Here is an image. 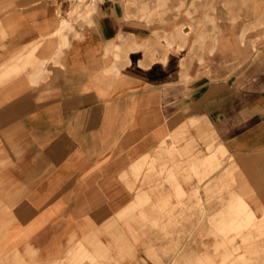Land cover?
Masks as SVG:
<instances>
[{"label":"crops","instance_id":"obj_1","mask_svg":"<svg viewBox=\"0 0 264 264\" xmlns=\"http://www.w3.org/2000/svg\"><path fill=\"white\" fill-rule=\"evenodd\" d=\"M71 9L0 0L7 264L15 252L21 264H161L175 246L162 237H187L198 222L180 205L196 190L214 236L221 213L260 226L264 0H104L72 21ZM212 258L250 259L227 248Z\"/></svg>","mask_w":264,"mask_h":264},{"label":"rangeland","instance_id":"obj_2","mask_svg":"<svg viewBox=\"0 0 264 264\" xmlns=\"http://www.w3.org/2000/svg\"><path fill=\"white\" fill-rule=\"evenodd\" d=\"M83 5V10H80L79 6H74L71 9L69 16V19L76 20L81 13H85L82 17L89 15L92 13L93 9L95 8V5L93 4H85L80 3ZM159 15V14H158ZM67 16V14H66ZM157 18H160L158 16ZM224 153H221V156ZM164 172V167H162L160 173ZM194 176H197L199 180L203 178V175H198L194 171L192 172ZM170 179H173V177H169ZM169 179V180H170ZM177 196L184 197L185 193H178ZM188 199H196V202L193 204L185 205L183 203H180L181 206H183L184 211L188 213V215L191 217L193 215H197L198 222L196 225L193 226V229L190 230L189 236H178L175 237L176 239L172 240L173 237L166 236L162 238H170V242H172L173 250L164 251L162 254L164 256L169 257L168 261H164L161 264H213V254L214 259L216 261H219L221 259V253L224 252V248H227L229 250H232L233 252H245L249 255L250 259L248 261L249 264H260L264 260V220H262V224L260 226L252 225L251 221L247 224H244L243 226L237 227L236 219L224 220L221 213L220 222H217V228L215 230V233L218 232L220 235H213V216L211 214V211L208 210L207 205H204L200 199L198 198V192L197 190L194 191L192 194L188 196ZM144 205L142 203L140 207L141 208ZM176 205H174L175 207ZM171 210H173V208ZM183 213L179 214L182 215ZM204 224L208 228V230L205 231L206 234H203V231L200 230V227H202ZM155 226V224H153ZM246 229V230H245ZM248 230H255L256 234L254 235V239L252 241H242L241 237L244 234H241L244 231ZM263 232H259V231ZM229 232H235V235H227ZM193 233H196L194 235ZM210 233V234H209ZM232 239H229L231 238ZM215 240L213 242L212 240ZM222 240H226V243H223ZM188 243V244H198L199 247H202L200 250H189L184 251L181 249L180 242ZM255 245L258 250L256 252L251 251L250 245ZM186 247V246H185ZM233 247H237V250H235ZM196 248V247H195ZM191 250V251H190ZM205 252L213 253V254H205L201 258V262H199L198 254H204ZM239 259H243V257H239ZM23 262L22 256L15 252L13 256V262L12 264H21ZM79 261H75L74 259H68L64 258L59 264H78ZM0 264H7L6 258L0 255ZM56 264V263H53ZM58 264V263H57ZM157 264H160V262H157ZM219 264V263H218Z\"/></svg>","mask_w":264,"mask_h":264},{"label":"bare ground","instance_id":"obj_3","mask_svg":"<svg viewBox=\"0 0 264 264\" xmlns=\"http://www.w3.org/2000/svg\"><path fill=\"white\" fill-rule=\"evenodd\" d=\"M80 3H85V4H87V5L91 4V3H87V2H85V1H83V0H74V1H71V2H70L71 7H74V6H79V7H81V4H80ZM93 5L96 6L95 3H94ZM67 25H68V24H67ZM64 28H66V27H64Z\"/></svg>","mask_w":264,"mask_h":264},{"label":"built area","instance_id":"obj_4","mask_svg":"<svg viewBox=\"0 0 264 264\" xmlns=\"http://www.w3.org/2000/svg\"><path fill=\"white\" fill-rule=\"evenodd\" d=\"M69 2H71V1H74V0H68ZM83 1H85V2H87V3H91V4H97V3H99V2H103L104 0H83Z\"/></svg>","mask_w":264,"mask_h":264}]
</instances>
